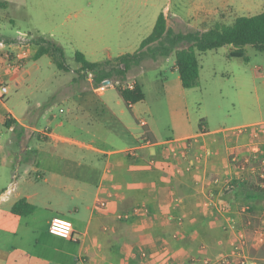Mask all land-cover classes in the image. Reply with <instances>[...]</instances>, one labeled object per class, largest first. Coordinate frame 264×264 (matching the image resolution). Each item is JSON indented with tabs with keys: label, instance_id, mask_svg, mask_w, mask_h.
Masks as SVG:
<instances>
[{
	"label": "crops",
	"instance_id": "crops-1",
	"mask_svg": "<svg viewBox=\"0 0 264 264\" xmlns=\"http://www.w3.org/2000/svg\"><path fill=\"white\" fill-rule=\"evenodd\" d=\"M12 3L0 0V38L14 42L1 61L23 48L15 40L24 36L3 33ZM162 13L177 28L214 11ZM27 51L20 70H0L7 88L38 69L28 66L32 42ZM139 83L145 97L129 106L111 83L60 85L52 99L67 104L16 110L0 101V264H202L225 255L238 264L236 246L249 264H264V199L253 193L264 177L261 115L233 127L195 125L182 104H139L147 100ZM136 146V155L124 152ZM100 198L105 209L94 207ZM19 199L34 210L12 213ZM54 216L71 221L76 240L49 232Z\"/></svg>",
	"mask_w": 264,
	"mask_h": 264
},
{
	"label": "rangeland",
	"instance_id": "rangeland-1",
	"mask_svg": "<svg viewBox=\"0 0 264 264\" xmlns=\"http://www.w3.org/2000/svg\"><path fill=\"white\" fill-rule=\"evenodd\" d=\"M7 12V35L43 36L61 46L71 70H58L47 55L31 60L38 69L22 84H10L0 98L20 109L22 104H67L53 100L57 88L93 86V79L80 75L74 53L81 51L90 61H104L136 50L143 38L152 31L156 18L168 6L171 13L185 16L196 8L208 7L209 19L201 25L192 20L171 27L175 32L205 31L216 22L230 24L237 16L254 15L264 11V0H11ZM0 7V12L2 11ZM233 49L224 45L216 50L197 52L199 75L190 88L181 85L178 72L172 69L175 59L147 58L129 71L128 81L134 78L143 83L146 103L182 104L193 123L204 121L210 128L220 125L233 127L250 121L264 120V51L252 45L244 46V55L230 57ZM157 65V66H156ZM104 86V85H103ZM115 94V89L109 86ZM73 94V93H72ZM71 94V95H72ZM57 113V106H54ZM252 115V116H250Z\"/></svg>",
	"mask_w": 264,
	"mask_h": 264
},
{
	"label": "trees",
	"instance_id": "trees-1",
	"mask_svg": "<svg viewBox=\"0 0 264 264\" xmlns=\"http://www.w3.org/2000/svg\"><path fill=\"white\" fill-rule=\"evenodd\" d=\"M31 41L36 46L34 59L47 55L58 70H71L65 61L61 46L40 35L34 36ZM224 45L233 47L228 54L230 57H241L244 60H247L243 49L246 45L264 51V11L254 15L237 16L230 24L218 21L205 31L187 32H175L167 26L164 14L159 13L152 31L141 40L136 50L104 61H90L83 52L76 51L74 60L79 65L76 71L80 75L92 74L94 85L99 86L104 80H110L123 103L129 106L145 97L139 82L134 81L129 85L128 81L131 68L143 60L167 57L173 52L181 85L190 88L196 83L199 75L197 52L216 50ZM144 135L151 140L148 133L145 132ZM256 182L253 193L264 199V177H258ZM33 210L34 205L25 199H19L11 206V212L17 215H27Z\"/></svg>",
	"mask_w": 264,
	"mask_h": 264
},
{
	"label": "built area",
	"instance_id": "built-area-1",
	"mask_svg": "<svg viewBox=\"0 0 264 264\" xmlns=\"http://www.w3.org/2000/svg\"><path fill=\"white\" fill-rule=\"evenodd\" d=\"M33 36H24L21 38L16 39V43H18L21 47H23L14 57L7 51L3 54V61L0 60V70H20L24 65L25 58L28 57V51L27 48L29 44H31V39ZM14 45V42H6L4 39L0 38V50H4L7 46ZM88 80H92V74H87ZM103 82L101 86H103ZM8 92L7 86L4 84V82L0 79V98H2L6 93ZM264 130V122L261 123ZM248 126H240L237 128H234L237 132H242L246 130ZM41 134H45L46 130H41ZM152 141L148 138H146L145 135H143L141 139V144H149ZM138 146L127 148L124 150V152L127 155L134 156L137 154ZM236 161V160H235ZM107 200L106 199H98L95 203L96 209H105L107 207ZM49 232L63 237L67 239H73L76 240V237L73 234V228L72 223L69 219L62 217V216H54L50 220L49 223ZM232 255L237 257L238 264H249L246 260L245 255L243 254L241 247L236 246L234 250L232 251ZM230 262V255L221 256L219 258L215 259H209L204 258L202 261V264H229Z\"/></svg>",
	"mask_w": 264,
	"mask_h": 264
},
{
	"label": "water",
	"instance_id": "water-1",
	"mask_svg": "<svg viewBox=\"0 0 264 264\" xmlns=\"http://www.w3.org/2000/svg\"><path fill=\"white\" fill-rule=\"evenodd\" d=\"M109 83H110V80H104V81H103V84H104V85H107V84H109Z\"/></svg>",
	"mask_w": 264,
	"mask_h": 264
}]
</instances>
